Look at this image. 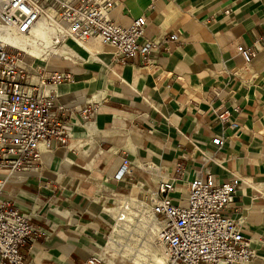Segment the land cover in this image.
I'll list each match as a JSON object with an SVG mask.
<instances>
[{
    "label": "crops",
    "instance_id": "1",
    "mask_svg": "<svg viewBox=\"0 0 264 264\" xmlns=\"http://www.w3.org/2000/svg\"><path fill=\"white\" fill-rule=\"evenodd\" d=\"M110 16L120 25L147 18L142 43L159 45L150 64L120 62L99 38H68L24 58L31 67L39 62L45 77L73 75L34 88L55 94L67 143L43 152L38 171L0 170V206L35 228L24 264H87L95 254L110 264L105 242L128 214L124 204L137 212V201L149 202L161 182L181 191L208 175L239 182L228 213L256 252L247 264H264V0H116ZM62 25L51 40L67 34ZM245 49L255 54L251 64ZM88 104L96 108L90 121L82 115ZM221 110L231 112L226 123ZM144 225L151 234L159 227L152 217ZM119 238L110 245L121 253L133 242ZM149 260L166 264L160 253Z\"/></svg>",
    "mask_w": 264,
    "mask_h": 264
},
{
    "label": "built area",
    "instance_id": "2",
    "mask_svg": "<svg viewBox=\"0 0 264 264\" xmlns=\"http://www.w3.org/2000/svg\"><path fill=\"white\" fill-rule=\"evenodd\" d=\"M115 5L116 0H0V20L17 34L30 36L52 10L59 23L67 24V34L54 38V46H62L68 38L81 43L99 38L120 62L139 58L150 64L159 45L142 43L147 18L117 24L110 16ZM241 55L246 64L255 56L251 49L241 50ZM23 60L20 51L0 43V170L10 174L38 171L43 152L52 150L54 143L65 145L69 139L68 124L57 112L63 109L55 94L34 88L71 82L73 75L52 71L45 77L40 64L31 67ZM95 111V106L88 104L82 111L84 120L90 121ZM217 116L226 123L231 112L221 110ZM213 143L224 144L221 139ZM127 165L125 161L121 174L127 172ZM238 186V181L219 183L208 175L178 191L173 182L165 181L149 202L137 201V212L130 204L122 208L128 216L138 218L150 206L160 227L157 237L167 250V264H247L256 258V252L243 236L240 222L228 213ZM35 237V228L25 215L0 206V264H24L22 249ZM103 263L99 254L87 260V264Z\"/></svg>",
    "mask_w": 264,
    "mask_h": 264
},
{
    "label": "rangeland",
    "instance_id": "3",
    "mask_svg": "<svg viewBox=\"0 0 264 264\" xmlns=\"http://www.w3.org/2000/svg\"><path fill=\"white\" fill-rule=\"evenodd\" d=\"M49 11H52V10H49ZM45 17H48V16H45ZM52 17H53V20L51 22L53 23H51V25L55 28L56 27L62 28L63 26L62 22L59 23L56 17V12H53L51 18ZM2 27L4 26H2L0 23V28ZM2 42L3 41L0 40L1 44L5 43V42L3 43ZM98 42L101 44L100 41ZM7 46L14 48L11 45H7ZM16 50L20 51L22 58H25L26 52L19 50V49H16ZM38 60L40 59H37V61ZM35 64L37 65L39 64V62H36ZM150 217L153 218L151 208L146 211L145 215L138 216V218H134L133 216H128V215L120 216L118 228H116L115 234L111 237V239L117 242L120 239L119 238V235H120L122 236L121 242H126L125 244H127L128 242H133V243L132 244L129 243V245H127L124 248V252L121 251V253H118L117 249L119 250V248H111L110 242L112 240L109 242H105V248L107 249V252L109 253L108 262L110 264H132V262H134V264H156L155 262L150 261L149 258L151 257L152 260H155V255H157L158 253H160L161 256L164 257L162 248L165 250L166 248L159 241L157 237L158 231H155L151 234L149 225H146V226L144 225V222H147L150 219ZM150 242H154L152 246H149ZM124 254L128 256V258L124 257ZM165 259H166V264H167L168 254H167V258Z\"/></svg>",
    "mask_w": 264,
    "mask_h": 264
},
{
    "label": "bare ground",
    "instance_id": "4",
    "mask_svg": "<svg viewBox=\"0 0 264 264\" xmlns=\"http://www.w3.org/2000/svg\"><path fill=\"white\" fill-rule=\"evenodd\" d=\"M0 23L4 26L0 28V40L5 42L7 45H11L16 49L26 52L27 60L37 57L42 48L51 45V43L55 44L54 41L51 40V33L56 35L55 33L58 27H53L45 19L39 20L30 36L19 35L13 29L3 24L1 20ZM5 43L3 44L6 45ZM24 62L25 61L23 60V64ZM159 229L160 228L158 227L157 231H159ZM162 252L164 258H167V251L162 248ZM161 260L163 259L161 258Z\"/></svg>",
    "mask_w": 264,
    "mask_h": 264
}]
</instances>
